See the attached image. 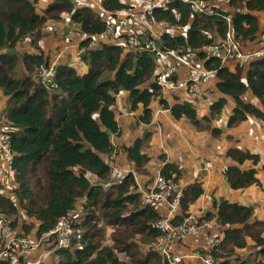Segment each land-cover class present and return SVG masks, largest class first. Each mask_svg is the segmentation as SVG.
I'll return each mask as SVG.
<instances>
[{"label":"trees","instance_id":"1","mask_svg":"<svg viewBox=\"0 0 264 264\" xmlns=\"http://www.w3.org/2000/svg\"><path fill=\"white\" fill-rule=\"evenodd\" d=\"M38 1L0 0V90L8 98L3 117L5 134L14 153L11 169L15 183L12 196L0 194V213L15 214L19 207L22 208L24 215L34 221V233L38 237L52 231L60 219L72 213L79 200H85L83 213L72 225L75 231L70 245L54 251L56 261L53 264H160L156 251L136 257L132 243H125L121 249L129 257L130 261L126 262L119 260L111 247L98 244L101 228L97 225L96 208L102 212L107 225L124 227L154 239L159 237L154 226L158 215L150 207L140 205V193L132 173L124 174L121 183L111 184L106 190L97 184L98 179H106L110 173L106 155L115 150L112 136L121 135L116 120V96L127 92L132 111L142 106L141 122L150 121V104L157 99L173 118L185 117L198 128H208L210 119L222 111L226 99L221 96L212 101L209 115L203 117L198 116L190 101L181 99V93L172 94L174 103H169L155 81L158 53L146 49L128 51L120 43H102L88 48L91 36L105 27V20L94 8L75 4L72 0H51L40 13ZM226 1L232 11L212 5L203 13H195L188 3L179 0L145 8L153 20H165L184 32V35L174 36L164 32L161 51L197 49L223 38L228 28L224 17L228 15L234 37L239 42L255 40L259 27L253 12L264 9V0ZM101 4L112 14L132 8L125 0H101ZM236 6H240L241 11H235ZM60 12L69 13L71 21L86 36L80 43V58L87 71L79 74L66 63L58 64L54 77L57 88L48 91L30 73L35 67L47 64L48 58L38 41L46 25L58 19ZM137 35L143 39L148 36L145 32ZM28 37L38 42L36 51L19 53L20 41ZM20 59L28 74L16 77L12 71ZM205 66L215 70L217 90L235 103L227 127L248 116L264 120V108L242 97L249 89L264 107V58L233 70L221 65L217 58L206 61ZM211 131L221 132L217 128ZM147 137L136 138L131 145L120 148L133 162L136 172H143L149 161L147 153L143 152ZM228 155L238 163L247 159L254 164L259 162L258 155L237 149L228 150ZM159 172L181 180V168L174 162H165ZM255 174L254 168L241 170L237 165H229L224 171L234 190L258 184ZM202 194L200 183L185 185L181 213L186 214L190 204ZM216 207L219 220L231 224V228L225 231L224 238L213 251L215 264H246L234 256L236 249L246 247L254 263L264 264V221L252 219L251 206L225 200ZM204 216L209 218L212 214L207 212ZM248 240L250 245H247ZM0 264L10 262L0 259Z\"/></svg>","mask_w":264,"mask_h":264},{"label":"built area","instance_id":"2","mask_svg":"<svg viewBox=\"0 0 264 264\" xmlns=\"http://www.w3.org/2000/svg\"><path fill=\"white\" fill-rule=\"evenodd\" d=\"M152 5H163L169 0H142ZM190 5L195 13H203L209 6L220 7L226 0H212L200 2L198 0H179ZM105 20L104 29L92 35L87 47L95 48L102 43H111L113 38H121L120 43L128 51L149 50L158 53L157 56L166 55L171 58V64L159 70L155 76L156 83L160 86L162 96L179 94H192L195 98L203 97V86L215 81V70L205 66V62L217 58L221 65L234 67L247 66L255 59L264 58V29L259 32L257 42L259 46L253 50L243 49L241 42L234 37L231 27V17L225 16L228 28L223 38L215 42L205 44L197 49L186 48L184 50L161 51V35L168 32L170 36L179 35L172 33L173 27L165 20L156 21L148 16L143 8H129L112 14L102 4L96 10ZM235 11H241L236 8ZM61 16H68L67 12H61ZM141 25L147 38L143 39L133 30V26ZM51 32H57V26L52 24ZM63 31V30H62ZM184 35V34H180ZM63 44L52 56L45 55L47 64L36 67L34 77L46 90L57 88L54 82L56 66L66 63L81 74L78 62H83L77 57L68 62L64 59L65 54L71 53L72 48L82 50L80 43L86 36L79 30L67 29L62 32ZM75 39L74 44L68 40ZM75 50V49H74ZM76 52V50H75ZM73 53V52H72ZM173 76H177L173 79ZM14 153L11 151L9 138L6 134L0 135V194L9 195V189L5 185L7 173H13L11 169ZM116 151L106 155V162L110 166V174L113 178L104 184L105 179H98L97 184L104 190L111 184L121 183L123 175L134 171H122L116 166ZM108 176V177H109ZM136 177V176H135ZM137 192L140 193V205L150 207L157 215L154 226L159 232L155 251L159 254L163 264H190L192 261L201 264H215L216 258L213 251L219 246L224 238L225 231L231 228V224L222 223L218 217L206 218L204 214L187 211L181 213V198L185 183L175 180L173 177H165L160 172L155 176L150 186H144L136 181ZM74 221L70 215L60 219L52 231L43 234L40 241L45 240L52 245L53 252L57 248H66L71 242V228ZM188 239L199 240L203 243L200 248L192 250L191 253L183 254L177 251V247L183 245ZM0 240L5 241L4 248L0 250V259L7 260L10 264H18L20 258L30 257L35 253L38 244H34L27 238L13 239L11 227L6 217L0 213ZM51 252V250H50ZM33 263V264H38Z\"/></svg>","mask_w":264,"mask_h":264},{"label":"crops","instance_id":"3","mask_svg":"<svg viewBox=\"0 0 264 264\" xmlns=\"http://www.w3.org/2000/svg\"><path fill=\"white\" fill-rule=\"evenodd\" d=\"M51 0H39L37 2V10L42 13L46 5ZM75 4L86 5L97 10L101 0H72ZM132 8H147L149 4L142 0H125ZM142 4V5H141ZM253 14L258 19L259 32L264 29V9L254 11ZM59 22L52 21L57 27V38L47 35L51 32L48 27L46 31L43 28L42 38L39 41V47L48 55L53 47L60 48L65 38H61L62 27L66 26L67 29L79 30L77 26L68 16L59 15ZM136 33H143L144 27L141 25L133 26ZM172 33L184 34L183 30L178 27H173ZM253 41L243 40L241 45L244 50L249 51L259 46L257 39ZM121 43V38L119 37ZM69 41V40H68ZM74 43L75 39H71ZM58 50V49H57ZM75 50L72 48L71 53ZM80 52V51H79ZM53 54V53H52ZM51 54V55H52ZM157 66L162 70L165 66L171 64V58L166 55L158 57ZM86 69H81L80 73L83 74L87 71V66L82 62ZM230 69H235L231 64ZM158 71V70H157ZM216 80L207 83L203 86V97L195 98L192 94L184 95L181 99L190 101L197 111L199 117L209 115V105L218 97H225L226 103L222 111L215 117L210 119L208 128H198L189 119L181 118L175 119L168 109L160 106L157 99H154L150 107L152 109L151 119L148 123L141 122L139 115L142 106L135 111L130 109V100L127 92H121L116 96L115 109L116 120L121 128V135L119 137L112 136V142L116 151V166L122 171H134L133 162H131L126 153L120 149L122 145L129 146L136 138L147 139V147L143 152H146L149 161L145 164L144 168L146 174L152 177L144 178L141 180L142 185L150 186L159 173L160 168L165 162H174L181 168V182L185 185L198 182L203 188V194L190 204L189 210L199 214L210 212L211 217H218L216 205L222 201L228 200L230 202H237L242 205L251 206L253 208L252 219L264 221V170L262 165L264 163V120L248 116L246 120L238 124L227 127V119L232 113L235 105L233 99L220 93L216 86ZM173 96V95H172ZM171 95L163 96L169 103H174ZM244 100L249 101L259 108L263 109V105L257 99L251 90H247L242 96ZM8 98L5 97L0 90V111L3 104L7 102ZM3 113V112H2ZM0 135H4L6 126L4 124L3 114L0 116ZM217 128L221 130L219 134H214L211 129ZM237 149L243 152H249L259 156V162L254 164L252 160H245L238 163L228 155V150ZM229 165H237L241 170H248L254 168L256 170V178L258 184L253 183L245 188L234 190L230 187L227 178L224 175L225 169ZM149 180V181H148ZM5 185L9 189V195L12 196L11 190L15 187L13 180V173H7L5 177ZM219 218V217H218ZM264 236V232H263ZM251 241H247L250 245ZM203 243L199 240L195 241L188 239L183 245L177 247V251L188 254L192 250L200 248ZM200 246V247H199ZM250 249L248 247L243 249H236L234 256L246 261V264L252 263L250 256ZM190 264H201L192 261Z\"/></svg>","mask_w":264,"mask_h":264},{"label":"rangeland","instance_id":"4","mask_svg":"<svg viewBox=\"0 0 264 264\" xmlns=\"http://www.w3.org/2000/svg\"><path fill=\"white\" fill-rule=\"evenodd\" d=\"M229 5L230 4L229 3L227 4V2H226L224 5H221L219 8L224 9V11H232ZM237 7H239L241 9L240 6H236V8ZM143 9H145V8H143ZM41 11L43 12L44 10H41ZM59 19L60 18L55 19V20H50V22L46 25V27H48L49 29L52 28V23H53L52 21L59 22ZM57 27L60 28L61 26H58V24H57ZM66 28H67L66 26H63L61 29L63 31H65ZM50 31H51V29H50ZM49 34H53L52 36L57 38V35L55 33L47 32V35H49ZM61 38H63L62 35H61ZM110 41H111V43H115V42H119V39L113 38ZM38 42H35L34 40L32 41V39H29V37H28V38L22 39L20 41L17 49H18L19 53L35 52L36 51L35 45ZM69 43L74 44L71 40H69ZM57 49L59 50V48H57ZM57 49L55 47H53L51 49V51L48 52L49 57L52 56L54 53H56L58 51ZM73 49H75L76 52L74 51L73 53L65 54L64 59L68 62L73 61L72 58H74V57H77L81 60L80 52H78L77 48H73ZM2 50L6 51V49H2ZM158 57H160V56H157V58H156L157 62L159 61ZM156 68L158 70L157 72H159V70H161L160 66H157ZM35 69H36V67L30 73L33 76L35 75ZM12 74H14L16 77H22V76L28 74V72L25 70L24 63L22 62L21 59L18 61L15 68L13 69ZM209 84L211 85V83H209ZM7 104H8V102H6V104L4 103L2 105L3 108L0 111V116L4 113V111L7 107ZM0 127H2V126L0 125ZM143 169H144L143 172H140V171L136 172V170H135V176L136 177L132 174L134 177L135 183H136V181H138L140 184H142V182H141L142 179L152 177L151 175L149 176V174L145 175L146 170H145V168H143ZM112 178H113V172H112V175L110 174V176L107 177L103 181V183L107 184L108 181H111ZM136 189H137V184H136ZM84 202H85V200H79L78 204L76 205V208L72 211V213L69 214L70 219L75 221L76 218L80 214L83 213L82 212V209H83L82 205L84 204ZM95 211H96V216L98 218L97 225L99 228H101V235L98 239V244L100 246L111 247L114 250L116 256L119 258V260H122L125 262L130 261L129 257L126 256L125 253H123V251L121 250L125 243H132V247H133L132 249H134V253H135L136 257H143L144 255H146L147 252L155 251V245L157 243V239L145 236V235L140 234V233H136V232L129 230V229L127 230L124 227L107 225L103 219L102 212L97 208L95 209ZM1 214L4 215L7 219V221L9 222V225H10L11 231H12L13 239L27 238V239L31 240L34 244H38L35 253L32 254L30 257L20 258L18 264H33V263H37V261H39L38 264H53L54 261H56L55 260L56 255H55V252H53L52 247H50L51 245L45 240L40 241V237L39 236L37 237L35 235V233H34L35 232L34 221L29 220L24 215L22 208L19 207L15 214H6V213H1ZM12 225H14V227H12ZM25 227H29V230L26 231ZM32 227H33V229H30ZM74 231L75 230L73 228H71V238L73 236ZM119 242H122V243H119ZM4 245H5V241L0 240V250H2L4 248ZM50 250H51V252H50ZM263 260H264V258H263ZM250 262L254 263L252 259ZM160 264H163L161 258H160Z\"/></svg>","mask_w":264,"mask_h":264},{"label":"bare ground","instance_id":"5","mask_svg":"<svg viewBox=\"0 0 264 264\" xmlns=\"http://www.w3.org/2000/svg\"><path fill=\"white\" fill-rule=\"evenodd\" d=\"M78 66L81 67V69H83V70L86 69V67L83 65V63L81 61L78 62Z\"/></svg>","mask_w":264,"mask_h":264}]
</instances>
